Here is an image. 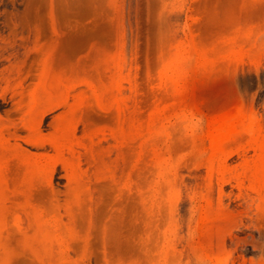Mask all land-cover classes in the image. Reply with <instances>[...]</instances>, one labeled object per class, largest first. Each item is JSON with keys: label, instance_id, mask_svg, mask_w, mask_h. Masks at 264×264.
Returning a JSON list of instances; mask_svg holds the SVG:
<instances>
[{"label": "rangeland", "instance_id": "rangeland-1", "mask_svg": "<svg viewBox=\"0 0 264 264\" xmlns=\"http://www.w3.org/2000/svg\"><path fill=\"white\" fill-rule=\"evenodd\" d=\"M238 105L237 135L213 136ZM71 120L77 184L54 146ZM263 141L264 0H0V264H264L244 174Z\"/></svg>", "mask_w": 264, "mask_h": 264}, {"label": "bare ground", "instance_id": "bare-ground-1", "mask_svg": "<svg viewBox=\"0 0 264 264\" xmlns=\"http://www.w3.org/2000/svg\"><path fill=\"white\" fill-rule=\"evenodd\" d=\"M79 2L81 3V5H85L86 6L89 3H93L94 5H96V6L99 7V6L103 5L105 2H108V0H79ZM195 39L196 38H193V40H190L189 44L186 47H183V45H181V47H183V49L186 50L187 52L182 55V57L180 58L181 61L179 63V67L173 73L174 74V77L173 78L175 79V83H176V85H175V92L178 95V98L180 99V105H186L185 104L186 101H184L185 100L184 99L185 98L184 94L186 93L185 91L189 87L188 78H189V76L191 74V72L190 71H187V68H186V63L185 62L187 60H186L185 55L187 53H190L191 54L190 61L194 58V56L196 54V40ZM118 70H119L118 71V76H121L122 77L123 72H124L123 62H121V63L118 64ZM114 78H115V76H114ZM63 79L64 78H60L59 77L57 79H53V81L60 80V82H62ZM113 82H115V81H113ZM115 83H113V85H111L112 86V89H115L116 91H118V89H119L118 83L119 82H117L116 84ZM182 101H184V104L182 103ZM242 111H243V106L242 105H238L235 109H232L231 111H223L219 115L210 116L208 118V127H209L212 135L215 136L216 134H218L219 132H221V131L224 130V131L227 132V134L225 135V137L223 139L224 142L226 140H228V138L229 139L234 138V136L237 135V127L241 124V119H242V114L241 113H242ZM60 120H61V118H60ZM76 123H77V121L75 122L74 120H71V121L65 122L64 124H62L60 122L58 125H56L57 128H55V129L57 131V134L55 135L54 146H55V150H56L57 156L61 159V161H62V163L64 165V169H66V171H67V174L69 176V179L71 181H73L74 183L77 184L78 179L82 176V173L76 167V164L72 160H70V159H68V158L65 157V153L66 152H68L70 155H73L74 154V150H75V130H76ZM123 125H124L123 122L120 121V123H119L120 131H122ZM31 128L33 130L35 129L34 126H31ZM220 142H221V140L218 139V141H217L216 138H214L213 147L214 148L219 147ZM261 147L264 149V141L261 143ZM163 157L159 155V159H162ZM36 162H38V161H36ZM30 165H31V163H30ZM37 165H39V164H37ZM49 165H50L49 164V161H47V165H45V163H44L42 165V167H41L42 171L44 173L47 172L48 175L50 173H52V170L49 168L50 167ZM224 169H225V167H223V166L220 167V170L221 171H223ZM213 171H214V166L211 165L210 166V173H213ZM80 173H81V175H80ZM1 174L2 173H1V169H0V175ZM244 174L245 175L248 174L251 181H253L255 183L258 182L260 185L264 186V150H263V153L254 161L253 164H247L245 166V168H244ZM0 179H1V177H0ZM77 190H79L78 189V185H77V188H76L75 191H77ZM76 193L78 194V192H76ZM77 205H78V203L76 202V206ZM210 207H211V205H210ZM65 210H66L67 214H69V217L73 218L71 204L67 205L65 207ZM40 215H42V214H40L37 210L34 211V216L33 217L36 220L35 222H36V225H37L38 229H41L40 227H42L41 225H42V220L43 219L41 218L42 216H40ZM5 217H4V219H5ZM1 222L4 223L3 221H1ZM1 222H0V224H1ZM35 222H33V223H35ZM19 225H21V224H19ZM51 240H52V238H51ZM54 240L55 239H53V241ZM31 251H33V253L36 255V257L38 259H41V257H40L41 254L39 253V250L36 248L35 243H34V246L31 247Z\"/></svg>", "mask_w": 264, "mask_h": 264}]
</instances>
